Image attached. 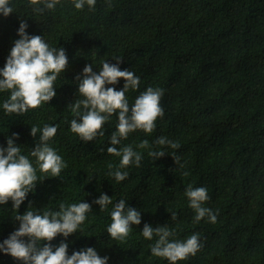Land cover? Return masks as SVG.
I'll return each mask as SVG.
<instances>
[{"label":"trees","instance_id":"16d2710c","mask_svg":"<svg viewBox=\"0 0 264 264\" xmlns=\"http://www.w3.org/2000/svg\"><path fill=\"white\" fill-rule=\"evenodd\" d=\"M12 5L14 13L0 14V68L20 38L22 20L29 35L63 47L69 60L55 82L56 97L38 109L6 115L2 104L8 94L0 93V146L6 148L15 133L14 142L27 155L39 139L31 135V126L59 125L49 143L67 164L60 177L37 183L19 214L30 205L42 213L58 210L60 202L92 204L80 232L66 240L68 254L93 247L109 257L108 264H168L151 254L154 240L141 234L145 224H167L181 240L200 234L203 247L178 264H264V0H97L91 11L61 0L40 16L29 0H12ZM116 58L122 59L121 70L140 78L138 90L127 93L130 105L148 87L164 90V116L155 130H137L117 146L131 145L143 157L140 167L121 170L128 177L119 183L108 173L119 167L121 157L107 153L117 117L104 126L103 137L85 143L70 131L74 114L68 109L81 98L76 77L84 67L93 64L99 72L102 61L114 64ZM124 84L121 79L114 87L119 91ZM161 136L178 142L179 149H161L156 143ZM144 140L149 146L141 149ZM151 150L167 154L154 161ZM189 185L208 190L203 206L217 215L216 223L207 217L194 222L184 195ZM102 193L113 198L103 212L93 203ZM121 198L142 216L123 243L107 233L111 210ZM16 214L11 200L0 205V243L18 229ZM63 240L60 235L52 244ZM0 264L22 262L0 251Z\"/></svg>","mask_w":264,"mask_h":264},{"label":"clouds","instance_id":"9594fccd","mask_svg":"<svg viewBox=\"0 0 264 264\" xmlns=\"http://www.w3.org/2000/svg\"><path fill=\"white\" fill-rule=\"evenodd\" d=\"M96 2L97 0H72L77 10H82L85 6L90 11L94 10ZM60 3L61 0H29V6L38 16L46 11H54ZM14 12L12 0H0V14L7 17ZM28 27L27 22L22 20L18 29L20 38L15 40L6 64L0 68V93L8 94L2 104L6 115L23 116L30 110L50 103L57 95L55 82L66 71L69 63L63 47L50 46L45 36L29 35ZM115 60L117 62L114 64L109 63V60L102 61L99 72L93 71V64L84 67L82 74L76 77L78 96L81 98H77L68 109L74 114L70 131L85 143L103 137L104 126L113 116L117 117L118 123L109 137L111 146L107 147V153L121 157L119 167L108 173L119 183L128 177V172L121 170L133 164L140 167L143 157L131 145L120 148L117 146L137 130L148 134L155 130L157 119L164 116V109L160 104L164 90L148 87L130 105L127 93L138 90L140 78L128 69L121 70L119 65L122 59ZM121 79L125 84L118 91L114 86ZM58 128L59 125L48 124L42 128L31 126V135L38 136L39 139L35 149L27 155L14 142L19 138L18 134L13 133L7 138L6 148L0 146V205L11 200L13 210L17 213L13 219L19 221L18 229L0 243V251L22 264H108L109 257H101L93 247L68 254L69 244L66 240L70 235L80 232L88 213L92 212V204L83 201L71 204L60 202L58 210L42 213L33 211L30 205L23 215L19 214L20 206L28 194L35 191L38 182L48 176L60 177L61 172L67 168L62 156L49 143L56 136ZM156 143L161 149L165 146L171 149L180 147L178 142L163 136L158 137ZM148 146L147 140L138 145L141 149ZM148 154L155 161L167 153L163 150H151ZM29 156L35 158V164ZM171 156L176 165L183 169L180 157L175 154ZM109 167L112 168V165ZM37 171L42 176H38ZM183 175L187 176L189 173L185 171ZM184 195L195 213L194 222L198 223L207 217L209 222L216 223L217 215L212 209L203 206L210 199L205 187L189 185ZM93 203L99 205L103 212L113 204V198L102 193ZM110 217L107 233L111 239L121 243L128 239L133 225L138 226L142 221L141 211L129 206L123 198L113 205ZM171 219H176L175 213H171ZM141 234L146 240H154L149 245L151 254L167 260L168 264L185 261L190 256H195L203 247L199 233L191 234L183 240L177 239L175 229L167 224L156 227L145 224ZM60 235L65 240L54 246L52 241Z\"/></svg>","mask_w":264,"mask_h":264}]
</instances>
